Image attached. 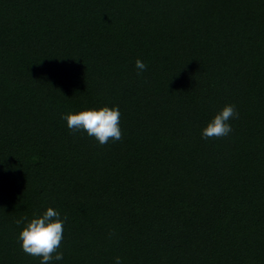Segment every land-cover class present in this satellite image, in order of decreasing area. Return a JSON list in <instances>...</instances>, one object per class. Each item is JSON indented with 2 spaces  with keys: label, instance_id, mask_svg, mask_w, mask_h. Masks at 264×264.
I'll return each mask as SVG.
<instances>
[{
  "label": "trees",
  "instance_id": "1",
  "mask_svg": "<svg viewBox=\"0 0 264 264\" xmlns=\"http://www.w3.org/2000/svg\"><path fill=\"white\" fill-rule=\"evenodd\" d=\"M102 107L120 141L62 118ZM48 208L51 264H264V0H0V264Z\"/></svg>",
  "mask_w": 264,
  "mask_h": 264
},
{
  "label": "clouds",
  "instance_id": "2",
  "mask_svg": "<svg viewBox=\"0 0 264 264\" xmlns=\"http://www.w3.org/2000/svg\"><path fill=\"white\" fill-rule=\"evenodd\" d=\"M135 66L138 69L137 75L147 70V65L142 60L137 59ZM120 117L119 107H102L99 110L92 109L65 115L62 118L67 121V126L73 133L86 132L103 146L110 141L116 142L123 138ZM238 118L239 113L235 105L224 107L203 130L202 137L206 140L228 137L233 131L229 121ZM24 219L26 220L27 217ZM67 220V215L61 219L59 211L48 208L42 216L32 219L20 232L18 239L22 242V250L27 255L40 258L41 264L62 260L63 252L59 249L64 239V225ZM22 222L18 220L17 224ZM115 264H122L120 257L116 258Z\"/></svg>",
  "mask_w": 264,
  "mask_h": 264
}]
</instances>
